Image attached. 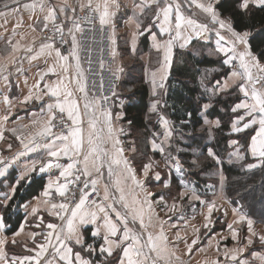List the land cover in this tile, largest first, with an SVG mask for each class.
<instances>
[{"label": "snow or ice", "instance_id": "obj_1", "mask_svg": "<svg viewBox=\"0 0 264 264\" xmlns=\"http://www.w3.org/2000/svg\"><path fill=\"white\" fill-rule=\"evenodd\" d=\"M184 3L190 8L194 6L198 9L206 16L208 22L201 23L191 15H186L179 0H131L130 22L135 24L131 40L133 52H135L136 37L142 34V28L151 32L149 25L156 26V22H159L160 33L168 36L167 40L159 41L155 34L152 35L153 47L157 52L163 51L162 62L157 61L160 67L151 73L152 95H158L157 89L164 90L163 94H166L165 81L171 67L174 43L183 40L179 45L183 48L192 39V35H184L182 30L184 32L191 30L195 37L205 39L214 32L216 51L222 53V64L227 65L231 72L223 82L221 80L215 82L216 87L212 95L235 88V92L242 97L230 109L232 113H240L230 122L231 133L240 134L248 129H254V134H249L250 142L247 150L252 157L260 161V164H248L247 168L251 170L261 167L264 165V50L259 52L253 50L250 43L252 32L246 27L238 30L233 15H221L217 7L218 5L223 7L221 0H184ZM21 8L29 13V18L32 20V23L26 26L27 31H19L25 28ZM122 8L128 9V5L122 4L121 0H33L30 4H21V0H4V10H0V28L7 33L9 21L12 20L14 23L11 35L4 39V46L0 49V85L3 86L5 93L11 91L13 85L17 88L20 86L19 76L31 70L23 68L25 59L30 64L42 59L45 67L36 65L37 72L34 75L38 79L30 86L27 95L18 99L19 105H27L33 101L41 102V114L38 118L34 117L30 123L8 129L6 126L16 105L7 94L0 93V99L6 107L4 114L0 115V141L5 139L4 131H11L12 136L19 140L27 152H36L43 147L47 150L48 157L58 159L64 156L71 163L63 166L54 160H48L39 168L41 173L53 167L62 169L59 176L49 179L41 193L43 199L38 198L39 202L28 214L35 217L29 226L37 229L43 226L45 231L30 232L26 234L25 240H18L17 238L25 233L24 225H28V219L25 218L23 225L15 231L9 241V238L3 235L6 224L3 214H0V264H41V261H44V264H60V262L62 264H190V261L186 262L183 256L193 255V249L200 243V228H193L194 238L189 242L187 235H181V226L172 220L173 215L179 213L176 219L185 220V215L181 211L182 202L186 197L189 203L193 200L199 201L206 208V214L203 211L200 213L205 221L202 226L208 229L213 223V211L221 210L216 200L201 199L196 188L190 187L187 183H183V191L179 193L178 198L172 197L171 203L163 193L153 200L152 197L156 194L147 190L144 181L149 178L150 173L156 181H160L161 173L154 171L152 158L149 157V162L143 164L141 177L138 178L132 162L124 155L125 149L119 138L120 134L127 135V132L123 126L114 125L111 110L102 105V101L106 102L108 97L89 98L80 66L78 55L80 42L77 34L82 35L86 27L93 28L98 20L101 28L111 26L114 37L113 18ZM252 8L264 10V0H239L234 13L235 16L241 17L239 23H243V17L252 14ZM146 12L152 15L148 16ZM145 19L148 20L147 24L144 23ZM37 33L40 34L41 39L38 49L37 36L33 35ZM28 37H31L30 41ZM68 38L71 39L72 49L64 55L57 44L68 43ZM112 43L114 45L116 43L114 38ZM115 55L114 50L113 56ZM69 57L75 60V89L70 87L73 77L69 73L73 65L69 63ZM13 69L17 74L15 81L12 80ZM123 71V67H118L116 72H113L114 78L119 79L118 73ZM49 76H55L56 80L49 82L46 80ZM23 83L28 86V77L24 78ZM75 91L84 94L88 126L86 136L84 128L81 127L84 120L79 103L74 98ZM112 93L116 94L114 86ZM45 97H48L47 101ZM158 105H161V99L152 103L150 111L157 114L158 122L164 128L163 138L157 143L158 134L153 133L149 144L151 152L163 155L173 136V125L158 111ZM209 106L204 104V110ZM65 114L70 124L65 123ZM188 116L191 117V113H188ZM122 118L123 113L117 114V121ZM101 123L102 126L98 127ZM128 123L131 124V121ZM204 124L209 126V138L213 136L212 129L220 127L219 119L209 121L205 118ZM61 126L67 128V132L54 133V129ZM29 129L32 131H28ZM238 143L237 140L231 141L233 145ZM7 147L10 150L12 145L8 144ZM129 151L135 152L136 148L133 146ZM231 156L234 159L230 158L229 163H241L245 159L239 149ZM207 157L215 161L217 166L221 164L220 157L211 149L207 151ZM199 159L197 155L191 161V166L199 167ZM13 162L14 160L6 162L3 154L0 153V165H4L0 167V176L5 175ZM165 166H169L167 159ZM105 167L110 183L103 185L101 199L90 200L89 197L93 193L99 195L98 185L103 180L102 170ZM36 170L33 162L31 167L21 173L19 179L30 177V173ZM180 170L178 167L177 171ZM219 175L222 197L227 178L222 173ZM82 177L85 179L82 180ZM90 186L91 190L88 191ZM163 187L169 188L170 182H164ZM112 189H115V193L119 195H115ZM209 190L213 196L217 195L214 186H209ZM15 191V188L11 189L12 194H15ZM55 195L63 198L62 201L56 202ZM10 198L5 196L0 203L7 207ZM117 204L120 205L119 208L116 207ZM157 205L159 211L156 209ZM42 209L48 216L54 217L61 223L51 221L45 223L44 215L40 214ZM192 211L195 213V208ZM160 212H163L166 218H162ZM233 214L234 218L226 227L236 246L228 248L225 245L221 251L217 242V256L211 264H249L247 259L240 257L254 242L258 241L264 245V234L255 230L253 220L236 208H233ZM227 215L225 209L224 216ZM195 218V215L191 217L193 220ZM89 225L94 226L91 235L100 240L95 247L86 243L84 238L83 229ZM240 225H244L247 229L243 243L240 240V230L236 227ZM182 227L188 228L187 221ZM168 229H178L173 233L174 239L168 235ZM38 235L43 237L42 242L36 239ZM9 243L13 247L19 246L24 251L35 254L9 257L6 251ZM181 243L184 244L183 252L180 250ZM211 246L210 243L209 247ZM197 251L203 252L205 249L200 248ZM82 253H87L88 258L85 259ZM93 254L100 258L93 259ZM251 256L259 260L260 264H264V255L252 252ZM204 264H208V261L205 260Z\"/></svg>", "mask_w": 264, "mask_h": 264}, {"label": "crops", "instance_id": "obj_2", "mask_svg": "<svg viewBox=\"0 0 264 264\" xmlns=\"http://www.w3.org/2000/svg\"><path fill=\"white\" fill-rule=\"evenodd\" d=\"M32 2H33V0H25L24 2H21V4H24V3L30 4ZM179 2L182 3L183 11L185 12L186 15H191V17L193 19H195L201 23H207L208 22L206 16L203 13H201L198 9H195L194 6L190 8L187 3H184V0H179ZM121 3L127 4L128 9L122 8L121 11L117 12L116 15L114 16V18H113V24L115 26V36L114 37L112 34L111 26H107L110 30L111 54H112V57L114 60L113 61V64H114L113 70H114V72H116L118 67L124 66L123 69H124V71H126L125 65H124V63H122L123 59L128 58L126 56H129L130 59L133 57H138V56L141 57L144 61V71H145L146 81H147V84L149 87L150 96L152 97L151 102L149 104V113L152 114L153 116H156V113H152L150 111V107L155 100L161 99V105L157 106L158 111L160 113H162L167 118L166 114L163 112V110L160 109V107H165L164 106L165 105L164 99H165V95L167 94V90H168L167 89V82L171 78V72H172L173 67L175 65L177 53L179 51H185V52H191L195 55L194 49H195V47H197V45H199V48H209V46L212 45V47H211L212 49L210 50L211 53L210 54L205 53V55L212 57V58H216V59L221 58L223 60L222 53H219L216 51L215 33L214 32L211 33L209 38L205 39L203 37H200V38L195 37L194 33H192L191 30H188L187 32H184V30H182V33L184 35H192V39L183 48H181L179 46L181 43H183V40H179V41H176L174 43L173 50H172L173 54H172V60H171V67L169 70V75L167 77V80L165 81L166 94H163L164 90L157 89L158 95L153 96L152 95L151 73L157 71V69L160 67V64L157 61L159 60L162 62L163 51L157 52L156 49L153 47L152 35L155 34L159 41L167 40L168 36H166L163 33H160L159 22H156V26L149 25V27H151V29H152L151 32H149L147 29L142 28V34H139L136 37L135 52H133L131 40H132V34L135 30V24L130 22L131 0H121ZM3 4H4V0H0V10H4ZM21 13L23 14L25 28L20 29L19 31H27L26 26L28 24L32 23V20L29 18V13L26 10H24L23 8H21ZM146 14L148 16L152 15L150 12H146ZM39 15L40 14H38V16ZM13 23H14V21H12V20L9 21L7 33H5V30L3 28H0V49H2L4 46V39L7 36L11 35V29L13 27ZM144 23L147 24L148 20L145 19ZM210 27H211V25H210ZM33 35L37 36L36 46L38 49V47L41 43L40 34L37 33V34H33ZM113 38L116 41L115 45L112 43ZM144 38H147L149 41L148 48L145 51L143 50V45H142V40ZM77 39L80 42L78 35H77ZM28 40L30 41L31 37H28ZM221 43H223V42H221ZM114 50L116 52L115 56H113ZM236 63H238V62H236ZM36 65H39L41 68L45 67L42 59L38 60V61H33V62H31V64L27 59H25L23 61V65H22L23 68H25V69L30 68L31 70L26 71L25 73H23L19 76L21 83H20V86L18 88L13 85V87L11 88V91H8L5 93L3 86L0 85V93L7 94L9 96V98L13 101V103L16 105V107L14 108L13 115L11 116L10 120L7 123L6 127L8 129L18 127L20 125L28 124L31 122V120L34 117L38 118L39 115L41 114V102L33 101L32 103L27 104V105H19L18 104V99L27 95L30 86L36 82V79H38V77H35V75H34L37 72ZM224 66L227 69H229V71L231 72V69L227 65H224ZM214 69L215 70L213 72H215V73L218 71H221L220 68H214ZM230 72L228 74H230ZM69 75L73 77V81L70 84V87L72 89H75L76 85H75L74 65L70 69ZM118 75L120 78H122V72L118 73ZM25 77H28V86H25L23 83V80ZM226 77L227 76H225L224 78H226ZM16 78H17V74L15 73V71L13 69L12 80L15 81ZM46 80H48L49 82H52V81L56 80V77L55 76H49V77H46ZM201 81H202V79H201ZM157 82H159V80H157ZM221 82H223V80H221ZM211 87L212 88H210V90L211 89L212 90H211L210 95H212V92L216 87V83ZM232 89H230L228 92H230ZM118 91L119 90H117V92H116L117 95H118ZM221 93H225V92H221ZM221 93H218V94H221ZM116 94L113 97V100H114L113 108L110 109L111 113H112L113 123L116 127L123 126L127 132V135L120 134L119 138L122 141V147L125 149L124 155L132 162V166L136 169L137 177L140 178L142 167H141V165L135 163L139 159L138 158V152L137 151H135V152L129 151L130 148H132L133 146L136 148V146L134 145V143L130 144L129 138H128V136L131 132H130L128 123H126L124 120L125 119L124 108L126 105V101L123 100L122 98L118 97ZM218 94H216V95H218ZM88 95H89V98L95 97L96 99H100L96 94H94L91 91L88 92ZM212 96H214V95H212ZM83 97H84L83 93H80L79 91H75L74 98L79 103L81 116L84 120V123L81 125V127L84 128L85 136H86L87 131H88V126H87V115H86L85 109H84V98ZM44 99H45V101H47L48 97H45ZM121 105H123V106L121 107ZM5 111H6V107H5L2 99H0V115L4 114ZM119 113H123V118L117 121L116 116ZM97 115H99V113H97ZM203 118L204 119L207 118L206 112L203 114ZM102 120H103V118L101 117V121ZM209 121H211V120H209ZM213 121H215V120H213ZM172 125H173V123H172ZM99 126H102V123H101V125H98V127ZM161 130L162 131L160 132V134L164 132V128L162 125H161ZM248 130L254 131V129H248ZM28 131H32V129H29ZM174 132H175V129L173 126V135H174ZM4 136H5V139L3 141H0V153L3 154L6 162L13 161V160H14V162L11 163V165L8 167L7 171L5 172V175L0 176V202H2L4 200L5 196H10L11 198L7 202V206H8L10 201L14 198L19 185L23 182H28L29 179H30V182L34 178H37V179L42 178L45 181L44 188L41 190L39 195L34 197L33 199L27 201L26 203L22 204L20 206V208L18 209V211L21 212L23 215V221H22L21 225H23L25 218L28 219V225H24L25 233H23L17 239L18 240H25L27 233L45 231L43 226H41V228H39V229L34 228V227H30L29 225H31L33 223V221L35 220V217H32L28 214L31 212L32 208L37 205V203L39 202V199H43V197L41 196V193L46 188L49 179H55L57 176H59V173L62 170V169L53 167L52 169L46 170L45 172L41 173V172H39V168L42 166L43 163H46L48 160H54L55 162H58L59 164H61L63 166H66L68 163H71V161L67 157H64V156H61L58 159L48 157L46 154L47 150L43 147L39 148L36 152H27L25 149H23L19 140H17L14 136H12L11 131H7V130L4 131ZM171 139L174 140L173 138H171ZM41 143H44V142L41 141ZM57 143H59V141ZM8 144L12 145V148L10 150L7 147ZM168 146H170V148L173 147L172 145H168ZM19 153H24V154L18 155ZM248 157L252 161L249 164H260V161L257 158L252 157L249 151H248ZM167 160L169 162L168 167L165 166V160H160V159L153 160L154 171H159L160 173H161V171H164V173L166 172V177H164L161 174V180L156 181L152 177V174L150 173L149 178L146 181H144L147 190L154 192L156 194L155 196L152 197L153 200H155L157 196H159L161 193H163L165 195V198L169 201V203H171L172 197L178 198L179 193L181 191H183V183H187V184H189L190 187L196 188L197 193L201 196V199L206 200V201L216 200V203L221 208L220 211H215V210L213 211V214H212L213 223L209 226L208 229H205L202 226L205 221H204V217L202 215H200V213L203 211L206 214V208H204L200 204L199 201L193 200V201H191V203H189L187 200V197H186L185 200L182 202L183 208L181 209V211L185 215V220L181 221V220L176 219V217L179 215V213H177L176 215H173L172 220L176 221V223L181 226V228H180L181 235H187L189 242H191V239L194 238L193 228L194 227L200 228V232H199L200 243L197 244L196 247L193 249V255L191 257H189L187 255L183 256V259L186 262L190 261V264H197V262H200V264H204V261L207 260L208 264H211V261L213 259H215L217 256V252H216L217 242H219L221 251H223V248L225 245L228 248H233L234 246H236L235 243L232 241L231 236H230L229 232L227 231V227H226L227 224L230 223L232 221V219L234 218L233 208L238 209L240 213H243V214L247 215L250 219H252L254 222L255 230L258 233L264 234V224L258 223L256 220H254L252 217H250L248 215L247 211L244 208H242V206L240 204L235 205L227 197L226 181L224 182L223 195H222V197L220 196V175L219 174H221V173L223 174L222 169H221V171L220 170L218 171V176H215L214 173H209V175H211L209 177H211V178L215 177V179H217V181L219 182L218 185H214V188L216 187L215 191L217 192V195L213 196L212 192L209 190V186H213V185H210V183H207L209 185L206 186L205 191H200L199 187L197 186L196 183L190 182L189 180L184 178V171L182 170V168L178 172L177 171V168H178L177 164L172 159H167ZM33 162H35V167L37 170L35 172H31L30 177H25L24 180H20L19 177H20L21 173L24 172L26 168L31 167ZM148 162H146V163H148ZM263 166L264 165H262L261 167H263ZM0 167H4V165H0ZM244 167L247 168V166H245V165H244ZM261 167H258V168H261ZM254 169H257V168H254ZM254 169H251V170H254ZM247 170H249V169L247 168ZM102 171L104 172V177H103L102 182L98 185L101 198L103 196V185L110 183L109 178L107 176L106 167ZM173 175L178 178V180L180 182V186H181V189L178 192H175L174 195L171 194V192H168L171 189ZM13 176H14V180H11V177H13ZM166 181L170 182L169 188L163 187V184ZM12 188L16 189L15 194L11 193ZM112 191L115 193V189H112ZM115 195L118 196L119 194L115 193ZM62 199L63 198L59 197L58 195L54 196V200L56 202H61ZM116 207L119 208L120 205L117 204ZM5 208L6 207H4L2 203H0V214H3V216H4V209ZM193 208H195V213H193V211H192ZM156 209H157V211H159V205L156 206ZM225 209L228 212L227 217L224 216V210ZM40 214L44 215L45 223H47L49 221L55 222L57 224L61 223L59 220L55 219L54 217L48 216L47 212L43 211V209L41 210ZM193 215H195V217H196L194 220L191 219V217ZM160 216L162 218H166L165 214L163 212H160ZM185 221H187V223H188L187 229H183V227H182L184 225ZM170 223H171V221H170ZM165 227L167 229V225ZM236 227H238L240 230V240H241V243H243L244 237L247 234V229L244 225H240V226H236ZM8 230H9V227L6 226V229L3 233V235H6L9 238V241H11V238H12L14 233L11 235L8 234L7 233ZM92 230H94V226H92V225H89V226H87V228L83 229L84 238H85L86 243L91 244L93 247H95L100 243V240H99V238L93 237L91 235ZM177 230L178 229H168V235L170 236V238L174 239L173 233L176 232ZM224 237H227V239H224ZM36 239L40 242L43 241V237L39 236V235L36 237ZM210 243L212 245L211 247H209ZM29 246L30 247L32 246L30 242H29ZM200 248H204L205 251L198 252L197 249H200ZM77 250H79V248H77ZM180 250H181V252L184 251V244L183 243L180 244ZM252 252H257L260 255H264V245H261L258 241H256L240 257L241 259H247L249 261V264H260L259 260L254 259L251 256ZM7 254H8V252H7ZM34 254L35 253H28L27 252L26 255H34ZM82 255L85 257V259L88 258L87 253H82ZM92 258L93 259H99L100 257H97L96 254H93ZM221 259H222V257H221ZM41 264H44V261H41ZM60 264H62V262H60Z\"/></svg>", "mask_w": 264, "mask_h": 264}, {"label": "trees", "instance_id": "obj_3", "mask_svg": "<svg viewBox=\"0 0 264 264\" xmlns=\"http://www.w3.org/2000/svg\"><path fill=\"white\" fill-rule=\"evenodd\" d=\"M238 3L239 0H221L223 7L220 5L217 7L220 9L222 16L233 15L234 21H237L236 27L238 30L246 27L252 32L250 43L254 51L264 50V10L252 8V14L243 17V23H239L241 17L234 15ZM142 45L143 50H147L149 45L147 38L142 40ZM137 62L139 63H135L130 68L127 78L121 83V87L130 90L129 95H127L128 103L124 108V120L126 123L131 121V124L128 123L131 132L129 138L135 139L138 153L142 152V156L135 163L142 165L149 153V141L152 138L153 131L157 130L155 123L157 117L149 113V104L152 97L146 81L144 63L141 60ZM210 68H220L221 71L214 73L210 80L205 81L208 88L213 86L217 80H223L230 72L222 64L221 58L216 59L206 55L197 57L193 53L185 51H179L176 55L171 78L167 82L168 90L164 99L166 106L163 107V112L173 123L175 129L174 141L178 140L177 143L188 150L198 148L202 155L199 156V167L196 168L191 166L193 155L189 152L179 153L172 149L171 155L179 156L184 178L196 183L198 187L208 183L205 176L209 172L216 168L222 169L227 178V197L235 205L240 204L248 215L258 223L264 224V166L254 170H247L244 167V165L247 166L252 162L248 157L247 146L250 142L249 134H254V131L248 130L240 134L231 133L230 122L238 113H232L230 109L242 97L235 92V88L230 92L214 96L205 91L202 88V71ZM204 104L210 105L207 110H204ZM205 112L209 120L219 119L220 121V127L213 130V141H208V127L204 124L203 118ZM188 113H191V117L188 116ZM150 117L152 120H150ZM182 121H187V123H182ZM176 127L180 130H176ZM178 134L187 143L178 139ZM232 140L239 141L238 147L244 152L245 159L241 167L239 166L241 163H228L225 161L226 151H229L227 146ZM209 149L220 157L221 164L219 166L210 157H207ZM156 158H159V155H156ZM11 180H14V176L11 177ZM44 183V179L34 178L31 182H23L19 185L14 198L4 209L5 224L9 227L8 234L15 233L21 226L23 215L18 211L20 206L38 196L44 188ZM180 189V182L173 175L171 189L168 192L174 195V191Z\"/></svg>", "mask_w": 264, "mask_h": 264}, {"label": "built area", "instance_id": "obj_4", "mask_svg": "<svg viewBox=\"0 0 264 264\" xmlns=\"http://www.w3.org/2000/svg\"><path fill=\"white\" fill-rule=\"evenodd\" d=\"M25 0H21L24 2ZM80 39V47L78 55L80 57V66L83 70L84 79L87 86L88 92H93L99 98L108 97V100L102 101V105L105 108L112 109L114 105V100L112 93L113 86L115 88V93L120 89L122 79H115L113 76L114 64L113 57L111 54V39L110 30L107 26L101 28L98 20L95 22L93 28H85V32L77 34ZM60 51L67 55L72 49L71 39L68 38V43L57 44ZM69 63L75 65V60L69 57ZM65 123L70 124L71 122L67 120L65 114ZM67 132L65 127H57L54 129V133ZM85 179L82 177V180ZM99 189V188H98ZM91 190V186L88 191ZM89 199H101L100 190L99 195L93 193Z\"/></svg>", "mask_w": 264, "mask_h": 264}, {"label": "rangeland", "instance_id": "obj_5", "mask_svg": "<svg viewBox=\"0 0 264 264\" xmlns=\"http://www.w3.org/2000/svg\"><path fill=\"white\" fill-rule=\"evenodd\" d=\"M208 47V46H207ZM212 47V45L211 46H209V48H199V45H197V47H195V49H194V52H195V55L197 56V57H199V56H203V55H205V53H211L210 52V50L212 49L211 48ZM126 57H128L127 59H123V61H122V63H124V65H125V68H126V71H123L122 72V81L124 80V79H126L127 78V75H128V73H129V70H130V68L133 66V65H135V63H139V62H137V61H142V63H144V61H143V59L141 58V57H133V58H129V56H126ZM140 59V60H139ZM218 59H220V58H218ZM122 67H124V66H122ZM215 69L214 68H210V69H206V70H203L202 72H203V75H202V81H203V84H202V88H204V89H207L208 90V93H211V90H210V88H212V87H210V88H207L206 87V83H205V81L206 80H210L211 78H212V76H213V74L215 73V72H213ZM128 92H130V90L129 89H127V90H125L123 87H120V89H119V91H118V97H120V98H122L123 100H125L126 101V104L128 103V97H127V95H129V93ZM160 109L161 110H163V107H160ZM240 113H238V115H239ZM156 117L158 118V116H157V114H156ZM150 120H152V118L150 117ZM155 123H156V128H157V130L156 131H153V133H157L158 135H157V143H159L160 142V140L163 138L162 137V133L160 134V132L162 131L161 130V125H160V123L158 122V119H155ZM207 127H209L208 125H206ZM214 129H216V128H213L212 129V132H213V136H212V138H209L208 139V141H213V137H214ZM176 130H180V129H178V127H176ZM131 134V133H130ZM130 134H129V136H130ZM129 136H128V138H129ZM178 137V139H181L180 138V135L178 134L177 135ZM209 137V136H208ZM173 139H175V136L173 135V137H172ZM152 139V138H151ZM134 140L135 139H133V141H132V138H129V142H130V144L131 143H134V145L136 146V144H135V142H134ZM184 143H187L186 141H185V139L183 140V139H181ZM177 141L178 140H176V142L174 141V140H172L171 139V141H169L168 142V145H172L173 147H171L170 148V146H166V151H165V153L163 154V155H161L160 153H158V152H156V153H153V152H151L150 151V144H149V153H148V155L145 157V162L143 163V164H145L146 162H148L149 161V157H151L152 158V161L153 160H157V159H160V160H166V159H172L176 164H177V166L181 169L182 168V163H181V159H179V156L178 155H175V156H173V155H171L172 153H171V150L172 149H175L176 150V152H189L190 154H192L193 155V159L194 158H196V156L197 155H202L201 154V152H200V150H198V148H195V149H187L186 147H182V145L181 144H179V143H177ZM128 144V143H127ZM229 144V146H227V150L229 149V151L227 152L226 151V154H225V157H226V162H228L229 163V159L230 158H233L234 159V157H232L231 156V154L233 153V152H235L237 149H239V151H240V154L241 155H243L244 156V152L243 151H241V149L238 147V144H235V145H233V144H231V141H230V143H228ZM129 145V144H128ZM229 147V148H228ZM136 151L138 152V149L136 148ZM230 152V153H229ZM142 153V152H141ZM141 153H138V158H140L141 156H142V154ZM156 155H159V158H156ZM199 163V162H198ZM243 163H244V160L241 162V164L239 165L240 167L241 166H243ZM143 164L141 165V167L143 166ZM237 164H239V163H237ZM221 171V169L220 168H216V169H213L211 172H209V173H214L215 174V176H218V171ZM223 172V171H222ZM161 174L164 176V177H166V172L164 173V171H161ZM224 174V173H223ZM209 176H211V175H209V174H207L205 177H206V179L208 180V183H210V185H218L219 184V182L217 181V179H215V177H213V178H211V177H209ZM225 176V175H224ZM226 181V180H225ZM207 185H209V184H204L202 187H199V190L200 191H205V189H206V186ZM216 188V187H215ZM176 190V189H175ZM174 192H178V191H174ZM6 251L8 252V255H9V257H12L13 255H16V256H25L26 254H27V252L26 251H24L22 248H20L19 246H16V247H13L12 245H11V243H9V245L7 246V248H6Z\"/></svg>", "mask_w": 264, "mask_h": 264}]
</instances>
